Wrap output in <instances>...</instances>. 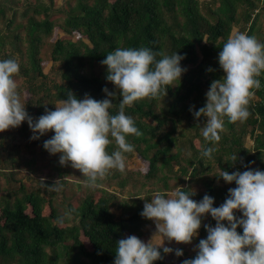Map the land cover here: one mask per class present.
I'll return each instance as SVG.
<instances>
[{"label": "trees", "instance_id": "16d2710c", "mask_svg": "<svg viewBox=\"0 0 264 264\" xmlns=\"http://www.w3.org/2000/svg\"><path fill=\"white\" fill-rule=\"evenodd\" d=\"M48 1L46 5L36 0H0V19H5L6 10L12 9L14 15L0 28V59H17L19 75L24 79L44 76L40 56L44 39L50 38L54 30L66 36L54 41L50 53L51 63L60 65L62 83L53 85L54 93L44 90L45 95L35 102L33 110L27 109L34 118H39L46 109H54L69 92L79 98L87 94L100 100L105 98L104 87L114 91V85L106 80V66L101 61L118 47H148L158 53L157 59L159 54L178 51L185 56L181 64L187 70L180 84L177 81L167 86L165 97L162 92L125 109L142 132L140 136L128 137L135 150L126 156H136L147 170L123 177L113 169L107 179L116 180L118 194L99 189L97 197L86 194L76 207L68 205L67 214L74 220L71 225L58 214L53 199L45 198V191L27 192L20 185L17 193H0V264H113L116 242L131 234L141 238L142 226L151 224L140 215L144 199H152L158 191L170 193L177 186L193 190L194 185H201V191L192 198L198 201L207 193L215 198L214 206H219L228 189L235 187L234 182L227 184L216 177L221 168L229 172L237 168L243 171L245 167L264 170V73L259 77L261 87L254 90L250 101L248 119L232 122L224 117L225 128L221 140L214 145L212 158L202 155L206 147L213 146L200 134L206 118L197 119L190 111L192 106L194 110L204 106L210 83L223 76L218 54L233 30L237 28L257 38L264 34L256 26L259 16L252 19L250 12L257 11L259 2L264 0H217L218 4L209 8L207 15L201 12L199 0H73V5L63 9L64 15L56 18L52 14L55 0ZM12 3L17 6H9ZM19 6L23 8L25 22H19L15 16ZM242 20L247 29H239ZM94 63L103 67L99 75L93 72ZM118 108L119 97L114 99L110 111L116 114ZM184 125L195 131L196 138L204 140L199 151H195L192 140L188 141L194 152H200L192 159L183 155L184 132L176 135L178 126L183 129ZM31 135L27 122L10 129L7 135H0L5 160L17 159L15 150L7 152L5 148L12 146L14 140L28 139ZM247 137L252 141L251 149L244 146ZM42 138L45 135L35 141L42 145ZM117 147L113 140L108 151ZM234 153H238L239 159L232 166ZM3 159L0 157V171ZM213 163L219 173L210 178ZM215 180L219 183L215 184ZM45 186L53 185L45 183ZM126 187L133 190L128 196L123 195ZM115 204L121 212L119 216L112 211ZM235 215L239 218L242 213L237 211ZM215 223L210 215L203 218L197 243L207 236L204 224L215 226ZM237 231L242 233V228ZM162 255L164 258L155 264L183 261L171 263L166 254Z\"/></svg>", "mask_w": 264, "mask_h": 264}, {"label": "clouds", "instance_id": "9594fccd", "mask_svg": "<svg viewBox=\"0 0 264 264\" xmlns=\"http://www.w3.org/2000/svg\"><path fill=\"white\" fill-rule=\"evenodd\" d=\"M157 55L148 47H118L110 51L101 63L106 66V80L114 85V91L104 87L105 98L100 100L87 94L79 98L69 92L67 98L61 99L54 109H46L39 118L29 114L27 102L18 90V60L0 59V133L24 122L32 132L30 140L52 132L43 148L50 155L59 154L61 166L78 169L86 186L102 187V181L113 169L125 170L126 154L135 150L128 137L142 135L126 107L162 92L165 97L167 86L177 81L180 84L187 70L181 64L185 56L178 51L159 54V59ZM218 61L223 76L210 83L203 107H190L195 118H206L201 131L213 146L206 147L202 155L208 158H212L214 145L222 138L224 117L244 122L251 114L249 104L254 90L261 87L259 77L264 73V42L236 31L223 44ZM118 97V112L113 114L110 109ZM113 140L118 147L109 152ZM187 154L191 155L190 150ZM238 159V153L232 154L230 165L234 166ZM216 177L227 184L235 183L219 206H214L215 198L207 193L198 201L193 199L195 191L182 186L144 199L140 215L153 222L155 232L148 242L135 234L118 240L113 264H155L164 258L162 252L183 256L182 248L173 249L165 241L191 244L199 236L207 215L215 220V226L204 224L206 238L199 239L195 257L184 259L181 264H264V170L245 167L243 171L237 168L229 172L221 168ZM237 211L242 213L239 218ZM153 238L158 243H152Z\"/></svg>", "mask_w": 264, "mask_h": 264}, {"label": "rangeland", "instance_id": "374dc122", "mask_svg": "<svg viewBox=\"0 0 264 264\" xmlns=\"http://www.w3.org/2000/svg\"><path fill=\"white\" fill-rule=\"evenodd\" d=\"M37 2L49 4L48 0H36ZM201 12L204 15L208 14V9L216 6L218 3L217 0H199ZM25 4V2H23ZM13 4V5H12ZM9 4V6L15 7L16 3ZM68 4L73 5V0H67L66 2L62 0H55L54 8H53V16L56 18L59 15H64L63 9L68 6ZM8 6V7H9ZM15 12V16L19 22H25V19L22 16V7L19 6ZM241 10L248 12L249 10L241 7ZM257 11H250L251 18L253 19L255 15L257 17L256 26L264 30V2L260 1L258 4ZM14 12V13H15ZM14 17L13 10H6L5 19H0V28L3 29L5 27L6 22ZM58 22V21H57ZM61 23V22H58ZM248 26L245 25L244 21H240L239 29H247ZM238 31L235 28L232 32L235 33ZM66 37L61 32L54 30L51 37L47 40L44 39V42L40 48V56L42 58V73L44 76L33 75L31 79H24L19 74L16 75L15 79L18 84V90L21 94V98L26 100V109L29 112L33 110L35 107V102L38 99H41L42 96L45 95L46 89H49L51 93H54L53 85L61 84V68L58 64H52L50 61V53L52 50V44L58 38ZM75 40V37H72ZM261 42L264 40V34H261L259 38H257ZM24 64V62H22ZM103 71V67L99 63H94L93 72L96 75H99ZM31 90L33 92H31ZM43 99H47L44 97ZM30 101V102H29ZM29 102V103H28ZM58 104V103H57ZM56 104V105H57ZM30 107V108H29ZM30 109V110H29ZM206 122V121H205ZM203 122V123H205ZM10 129L2 132L0 135H7ZM184 132L183 134L186 136L185 147L183 155L189 156L191 159L194 158V155L200 154V152H194L190 148V144L188 141L192 140V145L195 151H199L202 148L203 138H196L195 131L193 129H189L187 125L183 126V129L178 126V130L176 135ZM49 132L45 135L46 138H42V145L35 140H30V138H19L18 140H14L12 142V146L5 148L7 152L16 151L15 156L17 155V159L15 161H6L4 157L7 158V155L3 153L2 147H0V157L4 160L2 164V171H0V193H17L19 186L24 185L27 192H36L43 193L45 191V198H52L53 205L56 208L58 214L60 216L66 217L68 219V224H72L74 220L71 216L67 214L68 205H72L76 207L78 201L82 200L86 194H93L96 197L99 194V189H105L111 193L118 194L119 189L116 187V180L110 178H106L102 181V187L92 188L88 187L83 183L84 177L82 173L78 169L72 168L70 165L61 166L59 164V154L50 155L44 148L43 142L44 140L50 138ZM202 134V131H200ZM179 142V141H178ZM180 143V142H179ZM244 146L248 149H251L253 144L251 139L248 137L244 140ZM190 150L191 155H188L187 152ZM213 172L209 174V177H213L214 173H219L217 166L213 163ZM145 164L142 163L136 156L132 158H127L126 160V168L123 172H121L123 177L132 176L131 174L139 173L145 170ZM177 170V167H174V171ZM119 171V170H118ZM43 179V180H42ZM59 179V181L55 183V181ZM45 183H51L53 186H45ZM218 180H215V184H218ZM173 183H170V186ZM139 185H137L138 187ZM203 187L200 185L193 186V190L195 192L201 191ZM133 190L129 187H126L123 195L128 196L130 192ZM171 193V192H170ZM113 213L116 216L120 215V210L117 208L116 204L112 208ZM142 237L141 239L145 242H148L154 232L155 225L151 221V224L143 225L142 229ZM152 243H158V240L153 238ZM196 238L193 239L191 244H177L175 241L168 242L165 241V245L172 247L173 249L182 248L183 256L177 257L174 252L166 254L168 262H175L178 260H184L187 258H191L196 255Z\"/></svg>", "mask_w": 264, "mask_h": 264}]
</instances>
